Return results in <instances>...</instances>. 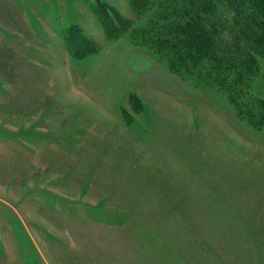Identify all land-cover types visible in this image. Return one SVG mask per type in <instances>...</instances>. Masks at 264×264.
<instances>
[{"label":"rangeland","instance_id":"rangeland-1","mask_svg":"<svg viewBox=\"0 0 264 264\" xmlns=\"http://www.w3.org/2000/svg\"><path fill=\"white\" fill-rule=\"evenodd\" d=\"M96 1L0 0V245L16 244L21 249L20 258L30 264H51L57 250L63 261L60 264H86L79 249L91 251L97 244H107L111 236L98 234L95 229L115 227L119 233L121 229L125 232L129 229L130 235L132 232L135 235L130 236L131 242L137 237L146 245L141 254L143 264H233L232 245L222 250L216 232L203 236L202 227L196 226L193 233L200 229L196 233L201 240L183 246L179 238L174 239L176 236L172 239L164 225L156 227L159 219L138 220L130 216L127 221V212L120 208L122 204L108 202L103 209L99 208L100 214L115 215L114 222L105 224L103 216L95 219L94 199L79 203L75 201L77 198L59 195L57 187L43 186V167L60 160L47 153V149L63 148V158L66 156L67 161L76 158L75 162L80 160L82 164L90 157L84 148L74 146L77 140L69 138L73 131L65 133L61 129L62 133L56 135L44 131L60 126L63 121L70 124L69 121L75 120L74 112L77 117L86 118L85 126L104 125L107 113L112 116L116 130L123 123L130 135L139 136L134 140L135 148L122 146V151L128 152L122 156L127 161L125 168L140 163L143 168L154 169L156 160L152 152H157L167 160L165 173L172 177L173 169L169 168L173 163V143L192 148L193 166L197 170L200 168L195 160L207 157L202 154L205 150L202 136L205 140L207 136L214 149H210L212 167L225 166L227 194L233 192L235 158H240L242 164L255 163L257 154L264 158L261 149L264 129L254 128L238 118L226 95L216 86L177 76L164 58L146 46L135 45L130 34L108 38L93 9ZM98 1L115 7L131 21L132 27H144L153 17V11L135 12L129 0ZM72 24L80 26L99 45L96 53L83 59L69 55L63 33ZM250 92L264 98V59H259V71L252 79ZM13 101L23 109L13 107ZM26 104L31 105L27 110ZM124 118L131 120L126 122ZM183 127L190 130L186 133L187 143L182 139L185 134L179 133ZM10 144L18 151L7 155L4 147ZM26 147L33 154V183L29 181L31 171L24 169ZM43 154L46 158L51 156V160L43 159ZM186 156L191 157V153ZM221 159H225L222 164L218 163ZM257 162L263 164L264 159ZM143 170L139 172L142 177L150 178L149 170ZM134 172L130 171L131 179H139V174L132 175ZM213 172L210 175L216 179ZM88 173L82 171V175ZM140 210L146 212V206ZM147 226L160 235L135 234V230ZM154 245L157 248L150 250ZM52 248L55 250H49ZM2 255L0 251V258Z\"/></svg>","mask_w":264,"mask_h":264},{"label":"crops","instance_id":"crops-1","mask_svg":"<svg viewBox=\"0 0 264 264\" xmlns=\"http://www.w3.org/2000/svg\"><path fill=\"white\" fill-rule=\"evenodd\" d=\"M1 70L0 74H2ZM12 106L16 109L22 107L16 102ZM25 106L27 110L31 105L26 104ZM73 114H75L73 116L75 120L69 121L70 124H65L66 122L63 121L60 126L44 131L51 135L62 133L63 130L65 133L73 131V135L69 138L77 140L74 146H78L80 149L84 148L85 154L90 157L87 162L82 164L80 160L75 162L76 158H70L68 161L66 156L63 158V148L47 149V153L60 157L58 163L62 164L61 166L58 163L53 165L52 162L44 164L45 166L42 169L44 187L52 186V189L57 187L59 188V195L64 193L72 197L73 200L77 198L79 201H75L79 203L92 202L94 199L96 203L94 208V212H96L95 219H101L103 216L102 222L105 224L114 222L115 214L103 212L102 215L100 214L102 211H99L101 210L99 208L102 207L103 209V205L108 202L121 203L120 208L123 212H127V215H125L128 217L127 221L130 216L138 220L159 219L160 224L156 225V227L161 225L163 227L164 225L165 228H168L167 231L170 232V236L172 235V239L174 236H176L174 237L176 240L179 238L180 245L191 246L201 240L196 233L201 229L203 236L217 233L219 246L223 248L220 249L224 250L228 246L230 247V244L232 245L231 248L234 250L233 264H264V162L263 164L257 162L258 160L262 161L264 158H259V154L254 156V160H257H255V163L253 161L242 164V162L240 163V158H235L236 161L233 164V192L230 190L231 193L227 194L225 166L221 168H219L220 166L218 168L212 167L210 149H214L210 147L211 143L207 136L206 140L202 136L205 142V150H203L202 154L207 157L202 158L201 161L195 160L196 167L200 168H197V170L193 166L195 152L192 151V148L185 149V146L173 143V160L171 159V163L172 161L173 163L169 168L173 169L172 177L165 173L167 172L165 168V165H168L165 162L167 160H163L161 153L157 154V152H152L156 160L154 169L143 168L138 162L133 167L125 168L126 166L124 165H126L127 161L122 156L128 154V152L122 151L124 148L122 146L134 147V140L139 138V136L130 135L125 124L121 123L122 128L118 126L116 130L114 125H112L114 122L112 116L106 113L104 115V125L85 126L86 118L77 117L76 112ZM158 118L159 120L162 119L161 117ZM189 131V127H183L179 132L185 134L182 138L185 143H187L188 138L186 133ZM58 136L61 137V135ZM52 137L54 139L58 138ZM112 142H116L117 145L113 146ZM136 147L138 149L141 148L137 144ZM4 148L8 150L7 155L13 153V151H18L12 144ZM237 150L239 153L242 152L241 148ZM24 151L25 164L21 163V166L24 164L25 171H31L32 178L29 176V181L33 183L35 181L33 154L31 155V150L27 147L24 148ZM139 151L141 150L139 149ZM188 153H191V157L186 156ZM218 153L224 154L223 152ZM67 156H69V153H67ZM50 158L52 157L48 158L47 155L46 158L44 155L43 159L50 161ZM224 161L225 159H221L218 163L222 164ZM138 167L140 170H138ZM143 169L149 170L151 173L149 175L150 178L142 177L139 172L144 171ZM169 169L168 171H171ZM132 170L138 171L132 175L135 177L139 174V179H131L129 175ZM82 171L89 173L82 175ZM211 171H214L213 174L217 176L216 179L211 177ZM143 205L146 206V212L140 210ZM142 213H146V216ZM123 218H120L122 222ZM193 219L196 223L192 221ZM204 225H206L207 229ZM196 226H201L202 228L198 229L194 234L192 229ZM153 229L147 226L137 232L135 230V234L158 235L159 233ZM95 231L98 234H109L111 238L106 240L107 244L103 242L97 244L91 251L83 247L79 249L80 257L86 264H137L135 261L143 264L140 263L143 257L141 254L142 251L146 250V245L142 244L141 239H137V237L135 238L136 241L134 238H132L133 242L130 241V236H135L134 232L130 235L129 229L126 232L121 229V233H119L118 231L120 230L115 227L96 228ZM171 232H177V234ZM118 235L123 237L118 238ZM196 235L198 238H196ZM124 236H127V238H124ZM170 236L166 237V239H169ZM227 239L230 240L228 243ZM204 242L210 245L208 241ZM156 248L157 246L154 245L150 247V250H155ZM53 249L49 250L53 251ZM20 250L19 246L11 242L0 245V251L3 252L0 264H30L20 258L18 253ZM57 252L53 253L54 257L52 255L51 264L63 262L60 250H57ZM148 261V263H152L151 260ZM47 264L50 263L48 262Z\"/></svg>","mask_w":264,"mask_h":264},{"label":"trees","instance_id":"trees-1","mask_svg":"<svg viewBox=\"0 0 264 264\" xmlns=\"http://www.w3.org/2000/svg\"><path fill=\"white\" fill-rule=\"evenodd\" d=\"M129 2L137 13L153 11L146 26L132 27L115 7L98 0L93 4L108 38L130 34L135 45L146 46L164 58L177 76L216 86L238 118L264 129V98L250 92L259 59H264V0ZM63 35L72 58L83 59L99 50L76 24Z\"/></svg>","mask_w":264,"mask_h":264}]
</instances>
